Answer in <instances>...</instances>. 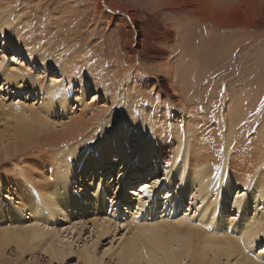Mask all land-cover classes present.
<instances>
[{
    "label": "rangeland",
    "instance_id": "374dc122",
    "mask_svg": "<svg viewBox=\"0 0 264 264\" xmlns=\"http://www.w3.org/2000/svg\"><path fill=\"white\" fill-rule=\"evenodd\" d=\"M95 1L96 0H8L9 5L1 4L0 6V20H2V17L5 15L11 13L12 8L14 9L16 21L12 26V30L14 33L17 31L16 28L22 30V33L33 42V54L38 57L40 56L39 58L42 60L44 58V60L56 62L53 68H49L44 72L41 63L32 65L31 62H27V59L20 53L24 60L23 62L26 61V64L30 67L26 69L32 74L38 75L40 80H45L46 82L52 80L56 81L61 92V95L58 97L55 95V97H49L36 92V90L31 91L28 86L24 87L23 90L19 92L14 87L5 85L3 77L0 76V102L2 104L4 103V106H16L17 108L25 109V115H27L28 118L29 114H32V110L34 112L41 111L43 108L42 106L47 104L48 100L51 101L53 105H58L57 100L59 101L61 96L63 97L64 95V103L59 105L61 107H57L58 109L52 110L46 114L49 116L48 122L51 125L49 133L53 132L56 135H64L66 129L77 128L79 124L85 126V124H90L91 122H106V125L114 123L121 118L118 113L122 111V102L129 99L130 92H120L119 86L113 91H104L102 88V86H108L107 83L111 80L106 75L103 76L104 74L108 75L110 72L116 71L118 66L136 65L137 62L133 61L134 58L128 60L124 51V25L120 22H116L109 27L105 18L99 17L98 19L94 16L92 10ZM99 1L105 3L104 7L107 6L106 1ZM110 1L120 5V7L135 9L136 16L141 22L143 30L145 32H150L149 35H158L159 39L146 40L148 45H153L158 48L164 47L163 49L170 52L176 50L175 43L177 42V33L184 31L186 34L187 32L186 42L180 43L183 52L179 55L181 60L177 62L181 61V64H178L180 67L186 64L184 67L196 70L198 75L196 85L199 87H197L194 93H190L187 98L184 97L185 99H183V101L179 99L172 103L169 100L161 101L158 99L157 108L159 110L157 109L158 112H154L155 115L157 114L156 116L160 124H169L168 127L171 130L174 128L178 131L179 126H172L170 123L171 121L177 119L176 122L181 121L185 124L188 120L192 119L193 126L197 131L199 133L203 132V134H201L202 136L198 135L200 139L197 146H194L192 149L191 147L190 149H185L184 147L193 144V134L189 137L183 135L179 136L182 147L181 154H185L187 159L189 158L188 156L192 154V157L204 160H207V156L216 158L219 153L224 154L226 151H229L228 154L230 153L231 157H233L232 159L244 157L250 160L253 154L256 157V154L261 151L262 147L264 148V0H248L247 2H249V4L247 2L240 4L236 11L228 8L224 13V20L229 21L230 19H234L236 22L234 27H212L213 29H210L211 26L209 25L204 29H197L190 25L187 8L183 6L173 7V9L163 12H158L159 9L156 8V12L150 13L149 9L143 10L142 3L141 5L139 3L140 6L137 5L138 0ZM147 1L155 3V0H146V2ZM159 2L162 3L163 1L159 0ZM112 11L114 10L109 9V12ZM116 13H121V10L116 9ZM168 29H172L173 33L172 40L167 42L162 32H167ZM215 31L218 32L215 33ZM131 32L132 38H136L135 34H133L134 31ZM189 33L191 34L190 37ZM221 34L224 35L222 39H220ZM202 36H204L203 40L205 41L203 44L201 42ZM47 42L50 48L49 50H44L43 46ZM2 43L3 39L1 38L0 52L6 55L11 54V50H4ZM119 45H121L120 48H118ZM51 48H53L54 51H52ZM120 57L122 58L120 59ZM64 59L65 61L68 59L71 61L69 62L68 60V64L62 65V72H59V65ZM139 62L141 63L140 67L147 68L148 70H154V67H156V63H152L153 61L145 56H141ZM85 75H90L95 82L84 81L83 77ZM175 78H178V75L175 76ZM18 82L22 83L21 81ZM198 82L200 84H198ZM116 83L118 84V82ZM96 87L100 91H98ZM100 93L102 94L100 95ZM203 100L205 103H203ZM144 105V102L141 103L142 108ZM196 106H198L200 110ZM201 107L206 110L203 111ZM197 110L203 111L202 114H199ZM136 114L142 115L143 117L145 112L139 106H136L135 115ZM238 114H240V117H238ZM96 117L98 119H96ZM14 124L15 120L9 119L8 125L6 126V119L3 118L1 120L0 118V135L3 136V145L5 146L12 142L10 136L12 135V126ZM239 124L242 125L240 126ZM240 127H244L241 128L242 131ZM111 129L113 130V128ZM111 129L108 128L106 133L110 132ZM142 129L143 128L139 126L135 134H130L128 138L130 145H134L141 140V135L143 134ZM237 134L238 137H236ZM213 135L215 137H213ZM256 135L257 137H255ZM217 139L221 141V149L217 146ZM134 141L135 143L132 144ZM228 142L232 143L229 144ZM146 143L150 144L149 141H146ZM83 149H79L77 154L84 152L85 149ZM90 149L91 147H88L86 153L89 152ZM57 151H59L57 145H49L44 152L29 151L26 152L27 154H22V156L26 154L25 156L20 157L18 155L21 151H18L14 156L6 158V167L3 172L6 171L7 175L11 177H7L8 179H6V182L0 186V210L4 211L5 215H8L10 208L16 205L18 206L19 202L23 201L25 203V201L32 198L34 192H30V190L35 188V182L47 181V177L50 176V173H48L49 169L53 166L58 168L59 165H62L60 161L64 157L59 159L55 155V162L51 160L52 154ZM199 154L201 155L199 156ZM116 158V154H112V156H110V161L109 159L106 160V166H103V168L97 166L93 171H89L83 176L84 178L81 179L83 184L86 182V185H89L90 181L98 182L101 180V182H108L107 187H110L107 189H109L110 192H108L106 198L112 199V204L110 203L108 212L106 211L100 215L101 213H96L97 209L93 210L91 208L90 214L85 213L84 215L83 213H79L81 210L77 212L72 211L74 213L71 216V220L65 216H61L57 222L53 225H49L53 227L54 230L57 229V237L65 244V252H67L68 255L65 257L62 264H81L77 259V254L84 248L94 264H123L122 262L118 263L117 259L113 256L116 247L123 235H129L132 232H136L137 229L136 226L135 228H133V226L128 228V222L131 221L134 214L136 215V213H138L136 212V208L132 206V203H128V201L132 202L131 199H136L137 197H143L144 200H147L151 195V188L149 187L153 183L162 182L168 187L164 179L166 172H164L162 159H155L153 157L147 160L146 163L130 166V168L126 170L125 163L119 158ZM263 158L264 157H262V159ZM66 160L67 162L69 161L68 156L63 166L66 164ZM108 161L110 163L113 162L115 165L113 164L112 167ZM44 163L46 165H44ZM247 164L246 169L251 167L249 161ZM43 165L45 167H43ZM20 166L23 170L18 169ZM166 167L167 170L170 168V166ZM147 171L149 174L146 173ZM6 173H0V175H4L3 178H6ZM41 173H43L44 177H40ZM121 173L126 174V178H124L120 184L118 179ZM186 173L187 169H185V174ZM91 174H93V176H91ZM186 176L188 175L186 174ZM77 180H80V176L74 178L69 192L74 194L79 192L78 189L80 184L76 183ZM184 181H182V185ZM179 185L180 183L176 180L168 190L165 186L160 187L157 192L158 194L155 195V199L160 202L168 201V197L171 195L170 189L174 187L176 191ZM195 186L196 183L190 188L191 193ZM246 187L247 183L245 186L235 185L231 189V197L224 200L223 208L220 206L217 207V210L221 209V214H223L226 219L239 216V211L234 207L235 198H239L238 196H241V198L243 196V198H248L249 189L247 190ZM14 188L17 190V196L11 195L12 189ZM85 188L90 189L88 186ZM148 189L149 192L147 193L146 190ZM127 190L130 194L124 197ZM116 191H118V197L114 199V192ZM214 191L215 189L210 191V200L215 199ZM127 197L130 199L125 201ZM165 197H167V199H162ZM34 199H36V193ZM92 200V198H87L83 202H86V204L91 207L94 201ZM204 204L205 202L202 204L199 198L193 200L191 195H188L187 199L183 201L181 206H178L174 212L173 208L170 210L168 205L160 203L155 207V213L153 215L140 217L141 220L138 219L137 226L145 222V220H149V222H155L157 220L161 222L166 221V223H168L167 225H170L169 223L174 222L175 219H183V217H185L184 220L187 223L191 224L193 222L194 224L192 223L191 225H194V227H196V225L198 227L200 226L199 228L197 227V229L200 230L202 226L198 224L194 214L200 211ZM260 205L261 204L256 205V203L250 202L247 209L248 215L252 217L256 213L259 217V215L262 214L259 212L262 208ZM63 210L62 208V211ZM26 215L29 214L25 213V216ZM190 216L194 219H190ZM93 219H95L97 227H95V224H92L91 220ZM104 219L110 220L104 223ZM100 224H104L107 231L105 234L98 236L97 234L100 233ZM183 225L184 224L181 226L183 227ZM228 234L232 238H239L238 235L230 233V231H228ZM33 243H35V241ZM35 251L36 250L20 255L16 252L14 246H10L3 252V260L5 262L2 264H55V262L49 261L43 252ZM246 252L247 251L244 253ZM253 253L255 255L259 253L264 254V243H258ZM239 256L240 255L230 256L228 264H250L247 263L246 259L243 257H240V260H238ZM182 261V264H189L190 259L186 258ZM225 262L226 258L221 257L220 262H217V264H225Z\"/></svg>",
    "mask_w": 264,
    "mask_h": 264
},
{
    "label": "bare ground",
    "instance_id": "6f19581e",
    "mask_svg": "<svg viewBox=\"0 0 264 264\" xmlns=\"http://www.w3.org/2000/svg\"><path fill=\"white\" fill-rule=\"evenodd\" d=\"M105 1L107 2L106 7H104L105 3L99 0L93 3V15L98 19L99 17L105 18L109 27L116 22H120L124 25V51L128 60L134 58L133 61L137 62L136 65L118 66L116 71L110 72L108 75H103L111 79L107 83L108 86H102L104 91H113L119 86L120 92H130L129 99L122 102V111L118 113L121 118L109 125H106V122H91L90 124H85V126L79 124L77 128L66 129L64 135H56L53 132L49 133L51 125L48 122L49 116L46 114L52 110L58 109L57 107H61L59 105L64 103V95L63 97L61 96V98L59 97V101L57 100L58 105H53L51 101L48 100V103L42 106L43 108L41 111L34 112L32 110V114H29L28 118L27 115H25V109L17 108L16 106H4V103L2 104L0 102L1 120L3 118L6 119V126L8 125L9 119L15 120V124L12 126V135L10 136L12 142L6 146L3 145V136L0 135L1 174L6 173V171L3 172L6 167V158L14 156L18 151H21L18 156L23 157L27 154L26 152H44L49 145H57L59 151L52 154V162H55V155L59 159L64 157L60 161L62 165L58 164V168L53 166L48 170L50 176L47 177V181L35 182V188L30 190V192H34L32 198L25 201V203L21 201L18 206L16 205L10 208L8 215H5L4 211L0 210V264L5 262L3 260V252L10 246H14L16 252L20 255L36 250L43 252L49 261L55 262V264H62L68 253L65 252V244L57 237V229L54 230V228L49 225H53L61 216H65L71 220V216L74 213L72 211L77 212L81 210L79 213H83L84 215L85 213L91 212V208L93 210L97 209L96 213H101L100 215L106 211L108 212L110 203L112 204V199L106 198L108 192H110V190L107 189L110 187H107L108 182H101V180L98 182L90 181L89 185H86V182L83 184L81 179L84 178L83 176L85 174L89 171H93L97 166H101L100 168L106 166V160L109 159L110 161V156H112V154H116V159L119 158L125 163L126 170H128L130 166L146 163L147 160L153 157L155 159H162L164 172H166L164 179L166 185H168L167 187L162 182L151 184L149 187L151 188V195L147 200H144L143 197H137L136 199H131L132 202H130L128 201L130 198H125V201L132 203V206H134L136 212H138L136 215L134 214L131 221L128 222V228H131V226L135 228L136 226L137 229L136 232L123 235L120 238L113 255L118 263L182 264V260L187 258L190 259L189 264H217V262H220L221 257H225V264H228L230 256L240 255L238 260H240V257H243L246 259L247 263L263 264L264 254L259 253L255 255L253 252L258 243H264V158L262 159V157H264V148L262 147L261 151L258 152L259 154H256V157L253 154L250 160L244 157L232 159L233 157H231L230 153L228 154L229 151H226L224 154L219 153L216 158L207 156V160L192 157V152L190 153L191 155L188 156V159L185 154L182 155L179 136L183 135L189 137L193 134L194 145L191 144L184 147L185 149H190V147L192 149L194 146H197L200 139L199 136H202L201 134H203V132L199 133L197 131L193 126L192 119L188 120L185 123L186 125L181 121L176 122L177 119L171 121L170 123L172 126L179 125L178 131L174 128L171 130L168 127L169 124H160L156 116L157 114L155 115L154 112L156 113L158 109V99L161 101L169 100L172 103L179 99L183 101V99H185L184 97L187 98L190 93H194L197 87H199L196 85L198 81L196 70L184 67L186 64L180 67L178 64H181V61L177 62L181 60L179 55L183 52V49L180 43L186 42L187 32L185 31L186 34L184 31L177 33V42L175 43L176 50L167 52L163 49L164 47L158 48L153 45H148L146 40L159 39L158 35H149L150 32H145L143 30L142 24L136 16V10L128 7H120V5L110 0H104L103 2ZM162 1L161 3L159 0H155V3H150L149 1L146 2V0H138L137 5H139V3L141 5L142 3L143 10L149 9L150 13L156 12V8L159 9L158 12H163L173 9V7L183 6L187 8L190 25L197 29H204L209 25L211 26L210 29H213L212 27H234L236 24L235 20H224V13L228 8L236 11L240 4L246 3L248 0ZM247 3L249 4V2ZM1 4L9 5V2L8 0H0V6ZM109 9L114 11L109 12ZM116 9H120L121 13H116ZM11 10V13L5 15L2 17V20H0V36L3 39L2 45L4 46V50H11V54L9 55L0 52V76L3 77L4 84L14 87L19 92H21L24 87L28 86L31 91L36 90V92L42 95H47L49 97L60 96L61 92L56 81L52 80L46 82L45 80H40L38 75L32 74L26 69L29 66L26 64V61L23 62L24 60L20 53L23 54L27 62H31L32 65L41 63L44 72L49 68H53L56 62L44 60L43 57L42 60L39 58L40 56L38 57L33 54L32 49L34 44L22 33V30L16 28L17 31L15 33L13 32L12 26L16 18L14 9L12 8ZM131 31H134L133 34H135L136 38H132ZM217 32L218 31H215V33ZM172 33V29H168L167 32H162L167 42L172 40ZM190 36L191 34L189 33V37ZM203 37L204 36L201 37L202 44L205 43ZM220 37V39H222L224 35L221 34ZM199 44L202 45L201 43ZM121 45L117 47L120 48ZM43 48L44 50H49V43L47 42ZM53 48H51L52 51H54ZM141 56H145L152 60V63H156L154 70L140 67L141 63L139 61ZM121 58L122 57H120V59ZM68 60L65 61L64 59L59 65L60 68H63L62 65L68 64L71 61L69 60L68 62ZM60 68L58 71L62 72V68ZM177 75L178 78H175ZM83 80L95 82L90 75H85ZM116 82H118V84ZM199 82L198 84H200ZM96 89L100 91L97 87ZM101 94L102 93H100V95ZM143 102L145 105L142 108L143 105L141 106V103ZM203 103H205L204 100ZM136 106L144 110L145 114H143V117L142 115H135ZM196 107L200 110L198 106ZM202 110L205 111L206 109L202 108ZM203 111L197 110L199 114H202ZM239 115L240 114H238V117H240ZM96 119L98 118L96 117ZM139 126L143 128V134L139 141L141 144L139 142L135 143L134 141L132 144H135L130 145L128 138L130 134H135L138 131ZM108 128H113V130L111 129L110 132L106 133ZM241 128L244 127H240V130ZM257 135L255 137H257ZM213 137L215 136L213 135ZM236 137H238V134ZM146 141H149L150 144H147ZM228 143L231 144L232 142ZM217 144L219 149H221V141L218 139ZM88 147H91V149L86 153ZM81 148L85 149H83L84 152L77 154L78 150ZM207 152L209 153L208 150ZM23 153L26 154L22 156ZM200 155L201 154H199V156ZM67 156L69 161L67 162L66 160V164L63 166ZM248 161L251 163V167L246 169ZM109 164L113 167L114 163L109 162ZM44 165L46 164L44 163ZM44 165L43 167H45ZM166 166H170L168 169L169 171L166 169ZM18 169L23 170L21 166ZM185 169H187L186 174L188 176L185 174ZM148 171L146 172L147 174H149ZM125 175L124 173L119 175L118 182L120 184L124 178H126ZM3 176L4 175H0V186L6 182V179H8L7 177H11L8 176L7 173L6 178H3ZM42 176L43 173H41L40 177ZM76 176H80V180L76 181V183L80 184V190L78 189L79 192L74 194L69 192V189ZM91 176H93V174H91ZM176 180L180 185L176 191L174 187L170 189L171 195L168 197V201L160 202L155 199V195L158 194L157 192L160 187L165 186L168 190ZM182 181H184L183 185ZM194 183H196V186L191 193L190 188ZM246 183V188L247 190L249 189L248 198H243L244 196L242 198L241 196L235 198L234 207L239 211V216L226 219L223 214H221V209L217 210V207L220 206L223 208L224 200L231 197L230 192L235 185L245 186ZM86 186L90 189H86ZM214 189L215 199L210 200V191ZM146 191L148 193L149 189ZM35 193L36 199H34ZM129 194L130 192L127 190L124 197L129 196ZM11 195L17 196L16 188L12 189ZM188 195H191L193 200L199 198L202 204L205 202L201 210L194 214L196 221L202 226L200 230L197 229V225L196 227L191 225L193 222L191 224L187 223L184 220L185 217H183V219H175L174 222L169 223L170 225H167L168 223H166V221L161 222L157 220L155 222H149V220H145V222L137 226L138 219L141 220L140 217H146L145 215H153L155 213L154 209L158 204L162 203L163 205H168L170 210L172 208L174 209V212L177 207L181 206V203L187 199ZM116 197H118V191L114 192V199ZM84 198H92L94 200H92L93 205L89 207L86 202H83L85 200ZM162 199H167V197ZM250 202H254L256 205L261 204L260 206H262V208L259 212L262 214L259 215V217L256 213L252 217L248 215L247 209ZM62 208L64 209L63 211ZM25 213L29 215L25 216ZM190 219L193 220L194 218L190 216ZM104 220V223H106V221L110 219ZM91 221L92 224H95V227H97L95 219ZM182 224H184L183 227L181 226ZM106 231V226L100 224V233L97 235H103ZM228 231L238 235L239 238H232L229 236ZM34 241L35 243H33ZM245 251L247 252L244 253ZM77 259L81 264H94L88 252L85 251V248L80 250L77 254Z\"/></svg>",
    "mask_w": 264,
    "mask_h": 264
}]
</instances>
